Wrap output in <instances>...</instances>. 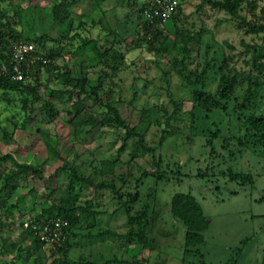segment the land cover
Instances as JSON below:
<instances>
[{"label":"rangeland","instance_id":"1","mask_svg":"<svg viewBox=\"0 0 264 264\" xmlns=\"http://www.w3.org/2000/svg\"><path fill=\"white\" fill-rule=\"evenodd\" d=\"M138 1L112 0L104 4L106 14H101L93 1L72 7L75 23L87 21L94 36L100 37L101 46L123 54L120 62L94 68L85 58L65 50V56L60 55L38 78L27 82L36 88L27 110L20 102L16 110L0 104L2 125L12 133L6 139L0 129V153L11 154L20 163L43 166V178L28 175L8 198L11 214H0V264H264V145L256 138L245 140L247 115L264 116V73L248 61L251 54L240 53L243 41L255 44L253 51H260L264 33L249 34L240 19L225 11H212L209 5L200 8L204 0H180L181 19L176 25L195 35L184 69V64L173 63V55L180 59L184 54L179 37L176 51L173 45L164 49V41L156 39H152L156 48H149L146 40L152 32L144 28L139 13L145 0ZM7 2L1 10L19 14L24 39L47 51L52 43L41 47L35 39L46 34L57 40L61 33L50 18L52 0ZM246 6L242 4L241 15L248 16ZM100 20L101 27L95 26ZM253 20L264 24L261 7ZM155 29L174 41L176 29L171 20ZM139 39L142 47L136 46ZM261 52L259 62H264V49ZM203 70L205 90L213 94H217L223 76L236 80L226 101L227 111L207 110L197 104L192 81ZM104 73L97 88L95 84ZM85 77L89 85L82 90L76 80ZM251 81H258L257 86L252 85L256 95L248 109H243ZM15 99L19 101V97ZM78 99L83 100L81 113L73 117L69 112ZM108 104L145 136L144 144L154 152L135 149L138 137L109 122L107 118L114 115ZM51 109L53 120L46 112ZM41 130L57 142L62 159L49 158ZM154 156L161 159V166ZM103 161L114 163L113 174L99 173ZM62 166H76L97 183L114 184L123 199L108 188L76 185L69 207L90 206L96 216L88 219L83 214L65 252L51 253L50 246L44 245L39 252L19 255L12 245H31L28 224L68 193L70 173ZM231 173L250 175L253 185L231 181ZM136 192L139 200L128 205L133 216L148 208L150 246L145 251L131 235L140 228L130 223L123 207ZM178 193L192 194L209 223L204 243L190 252L185 246L186 227L171 210ZM54 214H59L58 210Z\"/></svg>","mask_w":264,"mask_h":264},{"label":"trees","instance_id":"2","mask_svg":"<svg viewBox=\"0 0 264 264\" xmlns=\"http://www.w3.org/2000/svg\"><path fill=\"white\" fill-rule=\"evenodd\" d=\"M0 104H4L5 107L16 110L17 102H20L22 109L27 110L28 104L33 96H35L36 88L29 83L28 81L33 80L34 78L39 77V73L43 69H48L50 63L53 60H56L65 50H70L71 53L75 55H79L86 59V62L89 63L91 67L96 68L98 64L109 65L112 61L120 62L123 54L118 52L112 48H104L100 44V37L94 36L93 30L88 27V22L84 21V19H80L78 24L75 23L74 20V12L72 7L84 0H52V5L49 7L50 18L53 23L57 24L60 27V35L57 40H51L48 35L42 34L41 37L35 39V42L39 44V46L43 47L48 43H52V46L46 51H40L36 48V52H33L36 57H40L36 60L35 63H23L22 71L24 74V79L21 81L15 80L12 77V71L14 69L15 61L12 57L13 46L20 42H31L29 40L24 39V32L20 26V16L15 10L3 11L1 10L5 5L9 4L7 0H0ZM93 1L95 7L101 14H106L104 4L110 3L112 0H88ZM116 2L122 0H115ZM134 2H139L138 0H133ZM153 0H145V2H141L140 6V19L143 22L144 28L150 33L152 32V37L147 39V43L149 44V48L153 49L156 46L153 45L154 41L152 39H156L161 41V43L166 44L168 49L170 45H173L176 51L178 37L182 40L183 47V55L182 58H178L177 55H173V63L175 66H179L184 64V69L187 68V65L184 63V59H187L189 46L191 42L195 39L194 34H188L185 28H178L176 25V21L180 20L179 17V7L175 13L169 18L175 26V38L172 41L170 38H164L163 32L155 29L156 26L163 23L162 20L150 21L143 15V11L146 7H148ZM260 1L264 0H204L202 4L199 6L203 8L205 5H209L212 11H225L227 14H230L232 17L238 18L241 21L242 26L245 28V31L249 34H260L264 33V24H259L255 20H253L256 10L261 7V14L264 16V4L259 5ZM246 3L247 15H241L242 4ZM102 20L96 23L95 26L101 27ZM93 28V27H92ZM244 49L240 51L241 56H246L247 54H251L250 62L256 64L257 69L260 70L261 73H264V62H259L260 59L263 58V54L260 50H254L256 45L247 44L245 41L242 42ZM54 44L58 47L56 50ZM143 40L139 39L136 42L137 47H142ZM72 48L74 49L72 51ZM65 56V55H63ZM5 68L9 70V72L5 71ZM113 70H117L118 66H112ZM205 71L199 75H195L194 80L192 81L193 94L195 100L199 107L210 110V108L217 109H228L227 100L230 98L231 94L234 92V88L236 85V80L234 78H229L228 76H223L221 82L219 84L217 94H213L205 90ZM104 72V70H103ZM106 73L99 76L98 81L95 86L98 88L101 86V79L105 76ZM189 81L191 80V76L187 78ZM78 84L82 87V90H85L86 85H89V81L85 77L84 79H77ZM250 87L248 90L249 97L246 99V103L243 104V109H248V107L252 104V98L256 95V91L252 90V85L257 86L258 81L250 82ZM15 97H19V101L15 99ZM83 100L78 99L73 104V110L69 112L73 117L80 116L81 107ZM110 112L113 113L114 116L109 119V122L120 126L126 129L127 134L129 136H137V142L135 144V149H144L154 152L155 149L147 148L144 144L145 136L140 132L135 131V128H131L129 123L125 118H123L119 112V110L108 104ZM46 112L51 116L52 120L54 119L51 110H46ZM1 117V115H0ZM173 117V116H172ZM170 117L169 120L172 118ZM80 123H84L82 120ZM246 134L245 140L246 142L256 138L260 143L264 145V116H258L255 114L247 115L246 120ZM95 125V124H94ZM23 126V125H22ZM0 129L4 133V137L6 139H10L12 133H10L3 125L2 120L0 118ZM47 131V130H46ZM45 136V145L47 147L49 158H59L62 159L60 151L57 146V142L53 140L45 131L41 130ZM166 133V130L164 131ZM163 140L159 144H162ZM154 160L158 166L162 165L161 159H158L154 156ZM8 164H11L10 166ZM102 168L99 173L101 175H109L113 174L115 171V165L109 161H103ZM43 166H34L29 163H20L15 157L11 154H2L0 153V182L2 186L0 187V214H11L8 210V198L15 194L19 187L22 185L21 180H26L28 175L34 174L37 178H43ZM62 170H69L70 179L68 184V193L61 200L59 204H53L49 206L47 209L43 211V214L37 219L32 220L27 227L28 233L32 236L31 245L23 248L20 244H13L12 247L16 248V252L19 255L23 254H31L33 252H39L40 248L44 245L50 246L51 253H59L65 252V247L68 243V239L71 235L74 234V229L79 226L81 223V218L84 214L88 219L92 216H96V213L91 211L90 206L88 208H75L69 207V204L74 200L76 185L78 184H86L94 189H111L115 196L119 199H123V195L119 193L114 184H107L104 182H95L94 178L91 176L83 175L79 172L76 166H62ZM68 172V171H67ZM164 173V172H163ZM148 175V173H144V176ZM158 177L164 178L165 176L159 175ZM231 181H237L243 185L252 184L253 180L250 175H245L244 173H231L230 174ZM139 185V184H138ZM139 200V193L130 196V199L123 203V207L128 210L129 221L131 224H137L140 230L133 236H136L141 242L142 249L141 251H145L149 248L150 244L147 242L148 238V208L146 207L142 213H137L136 216H133L130 212V208L128 202L131 204H135ZM58 210L59 214H54V211ZM172 214L175 218L180 220L186 227V239L185 246L188 252L195 247L202 245L205 241L204 232L208 229L209 223L206 215L204 214L203 208L201 204L196 200V198L192 194L187 193H178L174 195L172 199ZM52 218H63L69 222V227L64 232V240L62 242H45L41 239V237L35 234L32 224L39 223L40 221L49 220ZM112 236H115L114 232H109ZM67 242V243H66ZM19 245V246H18ZM8 251L9 249L6 248Z\"/></svg>","mask_w":264,"mask_h":264},{"label":"built area","instance_id":"3","mask_svg":"<svg viewBox=\"0 0 264 264\" xmlns=\"http://www.w3.org/2000/svg\"><path fill=\"white\" fill-rule=\"evenodd\" d=\"M179 0H153L143 11V15L150 21L168 20L175 13ZM36 52L34 43L20 41L13 46L12 57L15 61L12 77L21 81L24 79L22 71L23 63H35L40 57L33 54ZM6 72H9L5 68ZM69 227V222L63 218H52L39 223H33L32 228L35 234L39 235L45 242H62L64 232Z\"/></svg>","mask_w":264,"mask_h":264}]
</instances>
